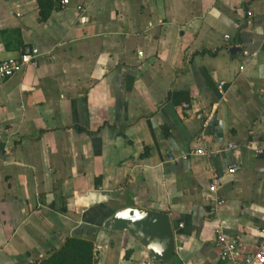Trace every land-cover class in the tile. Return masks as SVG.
I'll use <instances>...</instances> for the list:
<instances>
[{"label":"crops","instance_id":"crops-1","mask_svg":"<svg viewBox=\"0 0 264 264\" xmlns=\"http://www.w3.org/2000/svg\"><path fill=\"white\" fill-rule=\"evenodd\" d=\"M55 1L40 21L37 0H0V62L41 55L0 83V264H34L69 237H93L95 264H219L218 227L257 249L264 0ZM133 206L168 215V262L102 228Z\"/></svg>","mask_w":264,"mask_h":264},{"label":"water","instance_id":"water-1","mask_svg":"<svg viewBox=\"0 0 264 264\" xmlns=\"http://www.w3.org/2000/svg\"><path fill=\"white\" fill-rule=\"evenodd\" d=\"M235 50L229 49V52ZM101 226L108 231L129 234L154 263L168 262L176 253L175 233L167 214L127 207L110 214Z\"/></svg>","mask_w":264,"mask_h":264},{"label":"built area","instance_id":"built-area-1","mask_svg":"<svg viewBox=\"0 0 264 264\" xmlns=\"http://www.w3.org/2000/svg\"><path fill=\"white\" fill-rule=\"evenodd\" d=\"M104 1V0H101ZM69 0H60L61 6H66ZM79 10L82 7H77ZM226 40L230 39V36H225ZM246 54V53H245ZM141 55V52L138 53ZM39 54L36 48H32L29 52L21 54L18 58H8L0 62V83L11 78L15 75L21 68L28 64H36L35 59L39 58ZM224 83H219L217 86V91L219 94L223 95ZM200 118V116H199ZM229 148H232L230 145ZM195 155H204L202 150H197L194 152ZM187 156L183 155L177 159L170 157V162H178L187 160ZM236 166H231L226 171V175H231L235 172ZM221 177L217 174H213L211 182L208 187L209 193L212 194L209 204L210 211L215 212L217 209L221 208L224 201L216 196L217 188L220 186ZM215 243L219 249V264H264V242L260 246L251 250L246 244L238 242L233 238L226 237L222 232L221 228L218 227L215 230Z\"/></svg>","mask_w":264,"mask_h":264},{"label":"trees","instance_id":"trees-1","mask_svg":"<svg viewBox=\"0 0 264 264\" xmlns=\"http://www.w3.org/2000/svg\"><path fill=\"white\" fill-rule=\"evenodd\" d=\"M55 2V0H37L40 21L48 19ZM34 264H95L93 237L66 238L58 249L52 250Z\"/></svg>","mask_w":264,"mask_h":264}]
</instances>
